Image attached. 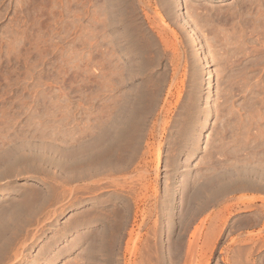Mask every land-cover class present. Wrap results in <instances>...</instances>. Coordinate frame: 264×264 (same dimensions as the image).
<instances>
[{"label": "rangeland", "instance_id": "1", "mask_svg": "<svg viewBox=\"0 0 264 264\" xmlns=\"http://www.w3.org/2000/svg\"><path fill=\"white\" fill-rule=\"evenodd\" d=\"M147 3L0 0V264H264V0Z\"/></svg>", "mask_w": 264, "mask_h": 264}, {"label": "bare ground", "instance_id": "2", "mask_svg": "<svg viewBox=\"0 0 264 264\" xmlns=\"http://www.w3.org/2000/svg\"><path fill=\"white\" fill-rule=\"evenodd\" d=\"M141 1V3L143 4V6H145V7H147V6H149L148 5V3H147V0H140ZM135 3V2H134ZM137 3V2H136ZM160 4L163 6V8L165 9V11L167 12V14L169 15H167L169 18L171 17V18H174V19H176L180 24H182L183 26H186L188 23H189V21H190V19H186V17L187 16H184V7H186V6H184V4H183V0H160ZM187 7H188V5H187ZM133 9V8H132ZM186 9V8H185ZM135 10V9H134ZM177 12H178V14H177ZM192 12H193V10H192ZM191 12V13H192ZM180 14V15H179ZM132 15V14H131ZM147 18H148V16L147 15H145ZM156 18V17H155ZM194 18V17H193ZM138 19H139V17L135 14V12L133 13V17L131 16V76L132 75H135V74H138V72H140V70H142V68L144 67H142L141 65H143V64H145V63H147V61L149 60V58H150V52L151 51H158V50H161L162 48L161 47H158V46H160V44H161V42L162 43H164L163 45L164 46H167V47H171V48H173L174 49V47H175V49H176V45H173V44H171V43H168L167 41H166V39L164 38V36H163V32H162V29H159L157 32V34L159 35V38H160V44L158 45V44H156V45H152L150 42H151V36L149 37V35L151 34L150 33V30H148L149 31V35H147V29H145V27L143 26V23L144 22H141V21H139L138 22ZM140 20V19H139ZM148 20V19H147ZM194 20V19H193ZM149 21H150V19H149ZM163 21V20H162ZM158 22V21H157ZM162 24V23H161ZM165 27V26H164ZM166 36V35H165ZM168 37V36H167ZM154 38V37H153ZM156 38H155V40H154V42H156ZM173 40V39H172ZM154 42H152V43H154ZM186 46V48H188L189 47V44H185ZM180 48V47H179ZM163 50V49H162ZM163 58H161V60H160V62L162 63L163 62ZM176 60H177V56H176V54L174 55L173 54V57H172V59L170 60V65L171 66H173V68L177 65L176 64ZM149 62V61H148ZM180 62V61H179ZM178 63V62H177ZM151 64V63H150ZM146 65V64H145ZM147 66V65H146ZM140 67H142V68H140ZM145 68V67H144ZM178 68V67H177ZM146 69V68H145ZM152 69V68H151ZM147 70V69H146ZM177 71H178V69H177ZM144 72V71H143ZM141 74V73H140ZM140 74H138V75H140ZM192 76H194L193 78L194 79H198V77H199V71L197 70V67H196V65L194 64V66H193V69H192ZM220 79V78H219ZM150 80V79H149ZM196 83V82H195ZM147 86V85H146ZM138 87V86H137ZM139 88V87H138ZM199 83H196L195 85H194V87H193V91H194V93L195 92H198V90H199ZM143 90V89H142ZM138 91V90H137ZM134 92V91H133ZM136 96V95H135ZM141 97V96H140ZM138 98V97H137ZM136 99V98H135ZM141 100H142V98H141ZM145 101V100H144ZM140 102V101H139ZM137 100H134V98H131V113L129 114V115H131V119H128L127 118V120H129V122H131V135L133 136L134 134L136 135L139 131H141L142 129V125H143V123H142V121L140 120V118H138V116H139V112L142 110V107L141 106H139V105H141L140 103H139ZM145 102H147V101H145ZM141 103H143V102H141ZM144 105V104H143ZM147 107V106H146ZM144 108V107H143ZM129 109V108H128ZM127 110V109H126ZM128 111V110H127ZM124 112H126V111H124ZM226 112V111H225ZM127 113V112H126ZM227 113V112H226ZM124 114V116H125V113H123ZM223 114V113H222ZM123 116V115H122ZM127 117H128V114H127ZM197 120L196 119H194L193 120V125H191L186 131H185V133L183 134V138H184V143H188L190 140H191V138H194V141L196 140V138H197V136H199V134H200V132H199V125H195V122H196ZM129 122H128V124H129ZM145 122V121H144ZM75 123V122H74ZM116 123V122H115ZM121 123V122H120ZM142 123V124H141ZM112 124V123H111ZM117 124V123H116ZM112 126H114V125H112ZM128 126H130V124L128 125ZM128 126H126V127H128ZM115 127V126H114ZM200 127H201V125H200ZM103 128H104V125H103ZM104 130V129H103ZM127 130V129H126ZM198 130V131H197ZM102 131V130H101ZM113 131V130H112ZM112 131H111V133H112ZM109 130H107V129H105V131H104V133H103V135H104V139L103 138H101V140L103 139V140H105V139H107L109 136L108 135H110L109 134ZM115 132H116V130H115ZM119 132H120V130H119ZM129 132V130L127 131V133ZM113 133H114V131H113ZM113 133H112V135H110V136H113ZM118 133V132H117ZM221 133V132H220ZM224 133V132H223ZM85 134V133H84ZM102 134V133H101ZM119 134V133H118ZM90 135H91V133H90ZM115 135H116V133H115ZM73 137H75V136H73ZM97 137V136H96ZM115 137V136H114ZM118 137V136H117ZM91 138V137H90ZM98 138V137H97ZM132 138V137H131ZM73 139V138H72ZM76 139V138H75ZM75 139H73V141L75 140ZM80 139V138H79ZM85 139V138H84ZM83 139V140H84ZM96 139V138H95ZM76 140H78V139H76ZM81 140H82V138H81ZM81 140H79L78 142H81ZM88 140V139H87ZM91 140H92V138H91ZM97 141H98V139H97ZM106 141V140H105ZM104 141V142H105ZM68 142V141H67ZM71 142V141H70ZM75 142V141H74ZM89 142H90V140H89ZM94 142H95V140H94ZM107 142V141H106ZM72 143V142H71ZM76 143V142H75ZM87 143V142H86ZM103 143V142H102ZM195 144L197 143L196 141L194 142ZM90 144V143H89ZM97 144V143H96ZM74 145H76V144H74ZM108 145V144H107ZM197 145V144H196ZM72 146V145H71ZM109 146V145H108ZM110 146H111V144H110ZM180 146V145H179ZM76 148H77V146H75ZM83 147V146H82ZM85 147V146H84ZM106 147V146H105ZM67 148V147H66ZM75 148V149H76ZM197 148V147H196ZM196 148H195V150H196ZM68 149V148H67ZM78 149V148H77ZM80 149V148H79ZM90 149V148H89ZM71 150V149H70ZM74 150V149H73ZM86 150H88V149H86ZM74 151H76V150H74ZM79 151H81V150H79ZM83 151V150H82ZM194 151V150H193ZM73 152V151H72ZM72 152H70V153H72ZM90 152V151H89ZM88 152V153H89ZM92 152V151H91ZM69 153V154H70ZM76 153V152H75ZM79 153V152H78ZM72 154H74V153H72ZM71 154V155H72ZM82 154V153H81ZM85 155V154H84ZM89 155H91V154H89ZM95 156V155H94ZM81 157H83V156H81ZM86 157V156H85ZM76 158V157H75ZM78 158V157H77ZM92 158V157H91ZM94 158V157H93ZM88 159V158H87ZM85 160H86V158H85ZM74 157H73V160L72 161H69V162H72V164L70 165V166H73L74 168H75V166L73 165L74 164ZM76 161V160H75ZM90 161V160H89ZM86 162H87V160H86ZM94 162V161H93ZM100 162H102V161H100ZM103 162H104V160H103ZM106 162H107V160H106ZM92 163V162H91ZM111 163V162H110ZM119 163V162H118ZM105 165V164H104ZM108 165V164H107ZM77 166V165H76ZM107 167V166H106ZM77 168V167H76ZM77 169H79V168H77ZM83 171H84V169H83ZM173 172V171H172ZM223 173V172H222ZM80 174H81V172H80ZM195 174V173H194ZM87 175V174H86ZM82 177V176H81ZM83 177H85V176H83ZM88 177V176H87ZM193 177H195L196 178V176H194L193 175ZM243 177V176H242ZM194 178V179H195ZM198 179H199V177H197ZM193 179V180H194ZM192 180V179H191ZM192 180V181H193ZM191 181V182H192ZM201 181V180H200ZM185 183H183L184 184V187H183V189L185 190V191H187V189H189L188 187H189V185H188V183H187V181H186V179H185V181H184ZM83 183V182H82ZM232 186V185H231ZM182 188V187H181ZM78 189V188H77ZM80 189H82V188H80ZM74 190V189H73ZM79 190V189H78ZM189 190H191V189H189ZM82 191V190H81ZM182 191V193H183V190H181ZM184 191V192H185ZM188 192V191H187ZM199 192V191H198ZM197 192V193H198ZM73 193H74V191H73ZM189 193V192H188ZM191 193V192H190ZM195 193V192H194ZM80 194V193H79ZM187 194V193H186ZM82 195V194H81ZM182 195H184V193L182 194ZM195 195V194H194ZM78 196V195H77ZM190 196V195H189ZM181 197H183V196H181ZM186 197V196H185ZM197 197V196H196ZM72 198H73V196H72ZM33 199V198H32ZM185 199V198H184ZM190 199V198H189ZM40 201V200H39ZM186 203V202H185ZM170 204V203H169ZM37 208V207H36ZM38 209V208H37ZM9 210V209H8ZM113 210H114V208H113ZM1 211H3V210H1ZM86 211V210H85ZM91 212V211H90ZM99 212V211H98ZM89 213V212H88ZM122 213V212H121ZM70 214V213H69ZM95 215V214H94ZM109 215V214H108ZM70 218V217H69ZM93 218V217H92ZM89 220H91V219H89ZM88 223V221L87 220H82V219H77L76 217H75V219H72L71 220V223H70V225L72 226V227H74V226H84L85 224H87ZM90 223V222H89ZM92 223V222H91ZM67 224V223H66ZM113 226V225H112ZM64 227V226H63ZM70 227V226H69ZM96 227V226H95ZM118 227V226H117ZM75 228V227H74ZM65 229V228H64ZM76 229H77V227H76ZM115 229V228H114ZM117 230H118V228H117ZM218 230V229H217ZM219 231V230H218ZM115 232V231H114ZM196 232V231H195ZM195 232H191V234H190V237H194V235H195ZM220 232V231H219ZM219 232H218V234H219ZM83 233V232H82ZM115 234H116V232H115ZM91 235V234H90ZM0 238H2V237H0ZM109 238H110V242H112V243H114L113 241H114V236H109ZM14 239V238H13ZM3 240V239H2ZM15 240V239H14ZM2 242V241H1ZM4 243H6V242H4ZM3 243V244H4ZM8 243V242H7ZM112 243H111V246H112ZM214 243H215V241H213L212 242V246L214 245ZM3 244H1V246H0V262L6 257V255L4 254V248H5V246H3ZM8 245H10V244H8ZM101 245V244H100ZM212 246H211V248H212ZM9 247V246H8ZM196 247V246H195ZM188 251L189 252H191V251H194V242L192 241V240H190L189 241V245H188ZM193 253V252H192ZM110 256V255H109ZM193 256H194V254H193ZM192 256V257H193ZM111 259V258H110ZM6 261V260H5ZM112 262V261H111ZM2 263V262H1Z\"/></svg>", "mask_w": 264, "mask_h": 264}]
</instances>
